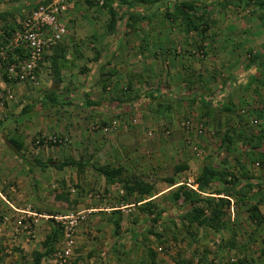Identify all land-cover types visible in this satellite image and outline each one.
Returning a JSON list of instances; mask_svg holds the SVG:
<instances>
[{"label":"rangeland","instance_id":"374dc122","mask_svg":"<svg viewBox=\"0 0 264 264\" xmlns=\"http://www.w3.org/2000/svg\"><path fill=\"white\" fill-rule=\"evenodd\" d=\"M38 1L0 0L1 49ZM150 1L109 31L105 9L75 0L56 44L64 48L60 83L52 84L43 58L36 84L9 85L10 99L0 92V217L26 216L20 211L49 217L36 218L28 234L12 235V223L0 224V264L29 263L42 251L49 220L68 215L77 217L71 264H264V227L247 217L252 206L264 217V157L245 150L264 131V18H257L254 0H201L193 6L205 7V23L192 29L165 18L160 0ZM182 82H190L191 95ZM154 89V98L146 96ZM52 90L56 103L44 98ZM205 92L208 104L198 116L194 106ZM215 100L230 113L209 106ZM166 128L183 138L172 140ZM225 134L230 152L221 144ZM54 138L61 143L51 144ZM207 164L243 183L237 192L243 201L211 195L228 200L217 230L187 225L188 207L172 200ZM98 165L121 167L123 180L151 186L150 197L106 184L92 170ZM147 201L152 214L142 210ZM61 242L60 234L53 248Z\"/></svg>","mask_w":264,"mask_h":264},{"label":"trees","instance_id":"16d2710c","mask_svg":"<svg viewBox=\"0 0 264 264\" xmlns=\"http://www.w3.org/2000/svg\"><path fill=\"white\" fill-rule=\"evenodd\" d=\"M47 0H39L38 2L31 3L30 2V8L34 9L39 5H42ZM159 1V0H158ZM173 1V2H172ZM235 1V0H234ZM239 2L240 0H236ZM246 1H253V0H246ZM85 4L87 6L92 5H99L98 7L105 9L106 13L108 15V23L107 28L109 31L115 30V27L121 20L124 19H130L131 16L138 15V6L141 4H147L146 2H152L150 0H118L116 3L114 0H84ZM99 2H101L99 4ZM159 2L162 3L164 13L163 16L165 18L172 19L176 18L180 21L181 24H183L186 27H190L192 29H197L196 24L197 22L201 21L202 24L205 23L203 19L206 18V13L204 12V6H200V11H195V8L193 6L194 2H197L198 5L201 2V0H181L179 3L175 2L174 0H160ZM116 3V4H115ZM226 3V2H225ZM255 10L260 11V15L257 16L258 19L262 20L264 18V1L263 0H254ZM115 6H124L125 11L117 12L114 10ZM124 12V15H123ZM126 14V15H125ZM201 24V25H202ZM127 26V25H126ZM202 32V30H200ZM5 37L8 38L9 34L4 32ZM5 40V39H4ZM49 56H42L45 60L48 61L49 70L51 73L52 78V84L58 85L60 83V60L64 58V48L55 45L52 47ZM14 53L19 55V52L17 50H14ZM12 53L5 52V59L0 60L2 67H5L6 63L13 62L11 60ZM21 55L19 56V58ZM41 61L37 63V68L35 70V77H37V69L40 65ZM181 83V82H180ZM190 83V82H189ZM189 83L186 82L187 85L182 82V90H185L187 94L191 95V91L189 87ZM129 85L126 86V88ZM157 89L152 90V92H148L146 96L150 98H154V94L157 92ZM193 93V92H192ZM218 93V92H217ZM216 93V94H217ZM208 97V96H207ZM207 97H204L203 100L200 101L202 105L208 104ZM45 100L56 103V95L52 91L46 93L44 95ZM207 101V102H206ZM209 106L216 107V109L221 110L222 112H229L230 113V106H228L227 103L219 102L217 100L214 101L213 104L209 102ZM165 128H161L163 131ZM164 132H167V134H173L169 129L166 128ZM176 132V131H175ZM59 139L54 138V142L50 141L51 144L58 143ZM45 141V140H44ZM48 142V143H50ZM10 143L19 150L20 146L13 140H10ZM221 144L224 146L226 152H230V150L233 149L231 139L229 135H224V138L221 140ZM250 152H259V155L261 157H264V131H258L257 134L254 137V141L247 143L246 149ZM39 164L40 168L43 169L46 167V164ZM67 162H62L58 165H56L57 169H61L64 166H66ZM77 167L81 170L83 167V164H76ZM175 171H182L186 169V166H179L174 168ZM92 170L96 172L99 176H101L106 184H114V183H121L122 187L125 190V194L127 196L131 195H137L140 197L143 196H149L151 192V186L147 185L141 180H138L136 178H131L130 180H123L120 175L122 172V168L119 166L112 167L109 165H98V166H92ZM250 178H246L248 181ZM250 181V180H249ZM168 182L173 184L172 179H168ZM241 178H235L232 176L230 172H226L223 169H216L210 164L204 165L197 176H195V179L192 182L191 188H185L183 186H178L176 190L172 193V200L174 201H180L181 205H184L185 207H188L186 212L183 214V219L186 221L187 225L194 224L196 227L205 228V229H212L217 230L218 227V220L223 214V207L228 205V200L216 198L214 200L211 195H223L225 197H235L236 200L243 201L245 198L240 193L237 195V192L240 191V189L243 187V183ZM244 186L251 187V184L249 182H246V185ZM139 202V201H138ZM150 201H147L143 204L149 203ZM140 204V205H143ZM205 204V207H204ZM149 204H146L145 208H142L143 211L152 214L151 210L148 206ZM205 210H207V213H205ZM119 211V210H112L111 212ZM118 213V212H115ZM114 213V214H115ZM162 213L161 210H157L153 217L155 218V221L157 220L158 216ZM4 216V215H3ZM0 217V222L1 218ZM248 219L250 221H253L256 223V226L264 227V217L257 213L256 207L252 206L250 208V212L248 213ZM52 220H49V232L44 237L43 242L41 243L42 251H36L33 252L32 258L29 263L27 264H42L41 261H44L46 257H49L51 253L54 251L53 245L54 243L60 238V226L58 224H54L51 222ZM112 224L114 226V234L116 233L117 229L119 228V218L116 217L112 220ZM44 248V250H43ZM24 259V258H21ZM237 264H246L245 260H239Z\"/></svg>","mask_w":264,"mask_h":264},{"label":"built area","instance_id":"2783aa9c","mask_svg":"<svg viewBox=\"0 0 264 264\" xmlns=\"http://www.w3.org/2000/svg\"><path fill=\"white\" fill-rule=\"evenodd\" d=\"M74 2L75 0H47L44 4L32 9L12 34L9 44L4 49L0 48V60L5 59V52L12 53L11 60L13 62L6 63L5 67H2L0 62V92H4L8 99L11 98L9 85L36 84L37 78L34 72L37 63L41 61L46 52L63 38L65 27L62 23V17L72 9ZM14 50H17L19 55L14 53ZM184 125L186 124H180L181 127H185ZM164 134H167V132H164ZM52 141L54 142V139ZM57 142L61 143V140L59 139ZM192 181V179L188 180L185 186L191 188L190 183ZM16 213L26 216L21 217L18 214L15 217L3 216L0 222L4 226L12 223V235H16L21 231H26V234H28L30 224L35 223L36 218L49 219L48 216L43 218L36 213L24 211ZM76 219L77 217L73 215L52 218L60 226L62 242L59 248L54 249L48 260H46V264H71L70 257L74 246L72 234Z\"/></svg>","mask_w":264,"mask_h":264},{"label":"crops","instance_id":"0c3cea01","mask_svg":"<svg viewBox=\"0 0 264 264\" xmlns=\"http://www.w3.org/2000/svg\"><path fill=\"white\" fill-rule=\"evenodd\" d=\"M148 93V92H147ZM166 92H163L162 94H165ZM188 95V94H187ZM208 95V92H205V95L201 94L199 95V97H197L198 101H197V105L194 106L195 108V113L200 116L203 114V111H202V103H200L201 100H203L204 102V97L206 98ZM172 97V96H170ZM183 98V96H180ZM174 99V98H173ZM183 138V135L180 131H176L174 132L172 135H171V139L172 140H175V141H178V140H181Z\"/></svg>","mask_w":264,"mask_h":264}]
</instances>
